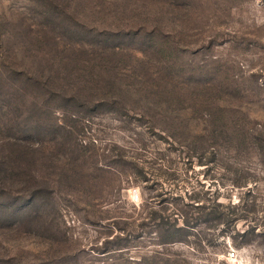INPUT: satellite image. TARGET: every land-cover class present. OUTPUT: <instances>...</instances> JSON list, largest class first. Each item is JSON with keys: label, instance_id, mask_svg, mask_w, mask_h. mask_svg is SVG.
<instances>
[{"label": "rangeland", "instance_id": "obj_1", "mask_svg": "<svg viewBox=\"0 0 264 264\" xmlns=\"http://www.w3.org/2000/svg\"><path fill=\"white\" fill-rule=\"evenodd\" d=\"M0 152V264H264V0H0Z\"/></svg>", "mask_w": 264, "mask_h": 264}, {"label": "trees", "instance_id": "obj_2", "mask_svg": "<svg viewBox=\"0 0 264 264\" xmlns=\"http://www.w3.org/2000/svg\"><path fill=\"white\" fill-rule=\"evenodd\" d=\"M31 80H27L24 82V84L20 83V87H17L16 90H13V91H19L20 89L22 88H26L27 86L29 87H32V88H26L25 90L30 92L32 94V101H34L33 98H36L37 96H39L38 94L40 95H44V94H47L46 96H49L47 98V101H51L53 100L54 97H56L57 95L55 94V92H49V89L45 87V85H48L47 82L43 79H35L33 77H30ZM15 80V79H13ZM5 83H8V81H5ZM16 83H19V81L17 82H13V84H11V86L13 88H15L16 86H18ZM27 85V86H25ZM15 86V87H14ZM67 101H70L69 99H65ZM34 103V102H33ZM21 145V143H19ZM10 155H5V153L3 152H0V174H5V175H8L10 172H11V169L9 167H11V165H9V158L7 160V157H9ZM9 165V166H8ZM198 208L200 209H205L206 207L205 206H202L200 204L196 205ZM215 206V207H214ZM213 206V210H215L217 216L214 217V219H217V224H220V223H228L231 222L232 220H234L232 217L235 216V215H231L232 212H234L236 210V205L233 206V209H231V213L227 212V213H222V212H217L216 209H218L221 205L219 203H217L216 205ZM163 242H168V241H163Z\"/></svg>", "mask_w": 264, "mask_h": 264}, {"label": "built area", "instance_id": "obj_3", "mask_svg": "<svg viewBox=\"0 0 264 264\" xmlns=\"http://www.w3.org/2000/svg\"><path fill=\"white\" fill-rule=\"evenodd\" d=\"M227 259L229 260H233L238 264H241L242 261V256L239 254V251L237 249L231 248L228 252H227Z\"/></svg>", "mask_w": 264, "mask_h": 264}]
</instances>
